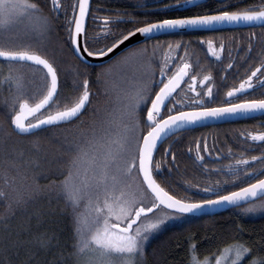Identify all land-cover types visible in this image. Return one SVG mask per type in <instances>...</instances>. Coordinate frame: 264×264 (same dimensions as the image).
Returning <instances> with one entry per match:
<instances>
[{"label": "snow or ice", "instance_id": "1", "mask_svg": "<svg viewBox=\"0 0 264 264\" xmlns=\"http://www.w3.org/2000/svg\"><path fill=\"white\" fill-rule=\"evenodd\" d=\"M189 3L192 0H175V4L182 7ZM163 7L170 8L172 5L164 4ZM234 8V4L222 2L215 9L144 22L139 27L121 30L118 35L108 27L113 17L105 16V24L100 32L90 37L85 23L90 11L89 0H73L67 6L63 0H50V5L42 3V0H0V70L7 66V72L0 75V88L6 85L9 90H14L10 102H4L10 122L6 127H0V134L4 138L32 136L36 131L62 125L72 126L76 130L71 138L65 136L61 141L67 153L66 167L59 171L63 179H52L46 185H40L34 172L13 164L15 174L9 176L8 170H5L0 183V203L5 206L8 215H14L17 208L45 191L62 196L71 209L72 251L67 258L63 254H54L50 264H147L146 247L150 235L170 219L199 213L213 206L239 205L242 202L248 204L246 212H264V199H258L264 197V130L241 132L240 135L250 141L246 143L247 149L259 147V154L245 156L241 153L243 159L231 160L227 166L234 174V180L240 179L242 174L245 179H254V182L235 191H225L221 181H214L203 189L210 194V198L181 197L166 190L157 180L162 161L154 156L158 144L169 135L201 121L255 113L264 115V58L239 81V87L232 86L226 92L227 97L238 98L234 94H255L258 90L260 98L241 99L237 103L228 100L218 106H207L205 97L209 100L213 97L214 85L210 74L199 80L205 89L197 93L199 98L184 103L183 97L188 93L181 83L188 77L194 85L198 74H190L192 64L183 40L169 42L163 59L157 61L160 80L155 78L153 48L146 59L147 66L152 69L148 83L140 82L124 96L114 97L111 110L99 119L97 114L100 110L93 107L92 100L96 94L90 88L88 58L106 57L137 33L147 41L154 33L178 29L213 30L216 25L256 22L264 27V3L230 10ZM25 20L39 22L25 33L29 37L27 43L21 42L20 34L13 31L14 26ZM53 27H63L67 31L69 46L84 66L83 71L77 69L74 72L70 85L61 78L55 59L49 58L43 51L42 41ZM33 35L35 40H32ZM255 35L253 32L250 37ZM101 39L107 42L100 44ZM198 42L206 44L208 50L218 58L228 48L227 55L231 57L230 47L222 38L217 41L199 37ZM94 44L100 46L93 47ZM181 47L185 49L183 56L179 55ZM252 48L250 38L245 49L248 55ZM173 49L177 50L175 58L169 55ZM148 53L147 44L138 43L130 46L120 59ZM117 62L101 61L98 65H91L99 67L95 82L107 84L105 77L111 72L113 63ZM172 64H175L174 68L170 67ZM26 65L42 71L41 84L25 82L22 68ZM232 67V63L226 66L227 69ZM205 81L208 83L205 84ZM29 83L33 84L32 88L28 87ZM66 88L70 90L66 92ZM190 91L196 92L197 89L190 86ZM105 92H109L108 87ZM178 96L181 99H177ZM85 115L90 117L87 128L81 127L86 123L83 119ZM32 143L38 145L39 139ZM202 149L208 155L212 154L206 139L196 141L195 159L208 169V164L204 163L205 156L201 154ZM166 151L175 161L171 148ZM228 152L232 154L231 147ZM20 155H23L22 151ZM216 155L220 156V153ZM241 165L243 169L239 167ZM34 166L39 167V162L36 161ZM258 175L262 178L255 179ZM44 178H48L47 174ZM193 187L199 189L200 184ZM30 245L46 253L63 247L55 232L37 234L30 241L20 240L19 234L5 235L0 239V247L5 252L11 251L17 257H24L19 264H41L35 252L29 255ZM197 251L198 246L193 239L189 246V264H211L209 257L200 260ZM254 251L256 255H253ZM226 253L231 264H244L248 257H251L248 264H264V254L239 240L226 245L215 258V264H222ZM9 264L12 262L9 261ZM43 264L49 262L45 260Z\"/></svg>", "mask_w": 264, "mask_h": 264}, {"label": "trees", "instance_id": "2", "mask_svg": "<svg viewBox=\"0 0 264 264\" xmlns=\"http://www.w3.org/2000/svg\"><path fill=\"white\" fill-rule=\"evenodd\" d=\"M72 2L73 0H63L65 6ZM222 2L234 4L235 8L230 10H235L236 8L243 9L250 4L264 3V0H192V3H189L183 10H174L172 13L157 15L155 20L196 14L197 12L202 13L205 10L217 8ZM42 3L50 5V0H42ZM196 5H203V7ZM45 11L47 12V8ZM63 22V20L60 21L61 24ZM38 23L35 20H25L22 24L14 26L13 31L20 34L21 42L27 43L29 37L25 33ZM88 29L87 26V32L90 36ZM188 33L162 35L159 42L161 60L168 43H174L177 40L190 41L188 38L190 34ZM174 37L176 38L175 41L173 40ZM240 37L243 38V35ZM35 39L36 37L33 35L32 40ZM229 40V38L225 40V44ZM105 42L107 41H100V44ZM100 44H94L93 47H99ZM42 45L46 55L55 59L61 78L66 79L70 85L74 72L77 69L83 71L84 66L80 64L69 46L67 31L63 27H53L42 41ZM188 47L192 48V51L199 49L200 42L196 39L191 40ZM180 49L182 52L184 51V47ZM122 55L124 54L119 55L113 61H117ZM148 55L151 54L133 55L131 64L123 65L126 68L113 63L111 72L105 77L107 84L95 82L99 67H89L90 88L96 94L92 97L93 107L100 110L97 119L101 118L106 111L111 110L114 97L117 95L124 96L140 82L148 83L149 73L152 71L146 64ZM196 55L202 56L203 54L198 52ZM199 63L200 66L197 63L192 66L200 67L199 70L203 71V65L207 63ZM154 70L155 78H157L155 67ZM22 71L25 74L26 83L29 81L34 82L35 85L42 83L43 73L39 68L26 65ZM6 72L7 66L5 65L0 70V75ZM28 87L32 88L33 84L29 83ZM106 87L109 88L107 93L105 92ZM69 90L65 89L66 92ZM12 95H14V90H9L6 85L0 88V127H6L10 122L4 102L5 100L10 102ZM83 119L86 123L81 127H89L87 122L90 117L85 115ZM226 126L221 124L199 127V129L188 131L187 136L185 134L179 135L177 138H173L171 142L168 139L161 144L154 155L156 160L162 161L160 172L157 175L158 182L172 194L188 198H208L206 194L209 193L204 192L203 189L217 180L224 185L225 191H235L250 183L247 181L244 184V178H241L239 184H235V186L231 183V174L227 167L230 161L228 152L230 144ZM75 132L76 130L72 126L62 125L59 128L49 127L37 131L32 136L17 137L13 135L10 138H4L0 134V183H2L5 170H8L9 176L15 174L13 164L20 165L22 168L27 167L30 173L34 172L40 185H46L52 179H63L59 171L66 167L67 153L64 152L61 141L65 136L71 138ZM37 138L39 144L35 145L32 141L37 140ZM203 139L207 140L209 151L212 153L208 155V152L203 151V149L201 151V154L205 156L204 163L208 164V169H205L203 164L195 159L196 141ZM235 143L240 144L238 140H235ZM169 148H171V152L175 153V161H172L171 154L166 151ZM21 151L23 152L22 156L20 155ZM217 152L220 153V156L216 155ZM36 161L39 162V167L34 166ZM45 174H47V179L44 178ZM258 178L262 177L258 175ZM195 184H200V188L193 187ZM220 194L224 193L221 192ZM260 199H264V197ZM247 207L248 204L225 210V212L214 214V216H183L177 222L161 226L159 230L150 235L147 242V264H189V246L193 239L198 246L197 255L200 260L205 257L215 258L216 254L221 253L226 245L235 240L244 242L254 250H259L261 254H264V212H246ZM0 217H4L0 219V239L5 235L15 236L19 234L20 240L30 241L40 233L55 232L58 234L61 245H63L62 248L52 249L46 253L35 245L28 246L31 249L29 255L35 252L36 259L41 264L45 260L50 264L54 254H63L67 258V254L72 251L71 209L62 196L57 197L55 193L41 192L29 199L26 205L17 208L14 215H8L5 206L0 203ZM256 254L254 251L253 255ZM22 259H24L23 256L17 257L11 251L5 252L0 247V261H3V264H9V261L12 264H19ZM250 259L251 257H248V260ZM248 260L244 264H248Z\"/></svg>", "mask_w": 264, "mask_h": 264}, {"label": "flooded vegetation", "instance_id": "3", "mask_svg": "<svg viewBox=\"0 0 264 264\" xmlns=\"http://www.w3.org/2000/svg\"><path fill=\"white\" fill-rule=\"evenodd\" d=\"M164 4L172 5V7L164 8L163 7ZM183 8L185 7L176 5L175 0H93V1L91 0L90 11L86 22V28L87 26L89 27L88 30L90 31L91 34L90 37L95 33H99L101 27H103L105 24L103 17L109 16V17H113V19L108 24V27H110L112 31L118 35L121 32V30H127L130 28L139 27L144 22H153L156 19L157 15L172 13L174 10L181 11L183 10ZM135 21H139V23H136ZM261 30H264V27L250 28L244 30L239 29V30L206 32V33L197 32V31L189 32L188 34L190 35L188 36V38L190 39V41L195 39L198 40L199 37H205V38H214L217 41H219L222 38L225 42V40H228L229 38L230 40L229 42L226 43V45H229L230 47L231 57L227 55V52L229 50L228 48H226L225 52L222 53L221 56L218 58L208 50L206 44H201V43L199 49L196 50L193 49L192 51V48L188 47V45H190V41H187L186 45L189 53L190 63L192 65L197 63L198 66H200L199 62H204L207 64L203 65L204 67L203 71L199 70L200 67L192 66V70L190 74L191 75L198 74L197 81L195 82L194 85L191 84L188 77H185V81L181 83V87L184 89L185 92L188 93L186 97H183L184 103L188 104L191 100L199 98L197 96V93L203 92L205 90L204 86L199 84V80L202 79L203 76L206 74L211 75L212 82L214 85L213 97L210 100L207 97H205V99L208 100L207 106H218L221 103L226 102L228 100H231V102L233 103H237L241 99L260 98L258 90L255 94L253 93L234 94V96L238 98H229L226 96V92L232 86L239 87V81L242 78H244L247 74H250L251 69L257 66L261 62V59L264 58V36L255 35V37H250L251 33L260 32ZM240 35H243V38H241ZM161 37L153 38L150 41L140 43V44H144V43L147 44V47L149 49L148 54H151L153 48H155V52L157 54V56L155 57L156 59L154 61V66L157 71L156 80L162 79L159 76V64L157 63L158 60H161L159 43H158L161 41L160 40ZM250 38L253 44V48L251 54L248 55L245 49ZM110 39L111 37H109V40ZM173 40L175 41L176 38L174 37ZM101 41H103V39H101ZM127 51L123 52L122 54H125ZM165 51H167V49L164 50V52ZM198 52H201L203 55L202 56L196 55V53ZM184 54H185V49L183 52L181 49H179V55L183 56ZM169 55L175 58L177 56V50L173 49V51H171ZM229 63L233 64V67L231 69L226 68V66ZM170 67L174 68L175 64H172ZM207 83L208 81H205V84ZM190 86H194L197 89V91L196 92L190 91ZM156 90H158V88ZM177 99H181V97L178 96ZM178 110H186V109H178ZM225 125H227L226 127L228 129L227 133L229 137V144L232 149V154H229L230 161L236 159H243L244 157L241 156V153H244L245 156L259 154L260 151L259 147H257L255 150L247 149L246 143L250 141L247 140V137H242L240 133L244 131L264 130V115H256L251 118H244L243 120L232 121V123H226ZM188 131L179 132L176 135L169 137L168 139L171 142L173 138H177V136L179 135L182 136L183 134H185V136H187ZM168 139H166V141ZM235 140H238L240 144L235 143ZM252 166H256V165L252 164ZM239 167L241 169L244 168L243 165ZM228 171L231 174L230 176L231 183L234 186L235 184H239L241 178H244V176L240 174V179L234 180L233 179L234 174L230 171L229 168ZM255 179H259L258 176H256ZM253 180L254 179L244 178L243 181L244 184H246L247 181L253 183L254 182ZM209 195L210 194H206L208 198L210 197Z\"/></svg>", "mask_w": 264, "mask_h": 264}, {"label": "water", "instance_id": "4", "mask_svg": "<svg viewBox=\"0 0 264 264\" xmlns=\"http://www.w3.org/2000/svg\"><path fill=\"white\" fill-rule=\"evenodd\" d=\"M90 2H91V0H89V4H90ZM87 17H86L85 23L87 22ZM261 27L262 26L260 25V23L256 22V23H252V24L241 23V24H232V25H216V26H214L213 30H193V29L180 30V29H178V30H175V31H170V32H165V33H154V34L151 35L150 39H147V41H150L153 38L161 37L162 35H170V34H173V33L195 32V31H197V32H206V31L207 32H217V31L239 30V29H243L244 30V29L261 28ZM143 42H146L144 36L139 34V33H137L133 37H130L129 40L124 41L121 45H119L117 47V49L113 50L112 53H108V55L106 57H103V58L89 57L88 58V64L90 66L91 65H98L101 61H103L104 63H109L114 58L118 57V55H120L123 52L129 50L130 46L137 45L138 43L140 44V43H143ZM77 59H78V57H77ZM256 115H261V114L255 113V114H252L251 116H231V117H225V118H222V119L216 120V121H208V120L201 121L199 124L193 125V126L187 128L186 130H183V131H188V130H191V129H199V127H209L210 125H215L216 126V125H221V124H226V123H232V121H239V120H243L244 118L254 117ZM183 131H180V132H183ZM176 134L177 133H175L173 135H169L166 139H168L169 137L174 136ZM166 139H164L160 144H158V148H159V146L161 144H163L166 141ZM155 153H154V155H155ZM260 198H262V197H258V199H260ZM245 205H247V204L242 202L239 205L224 204V205H219V206H213L211 208L203 209L199 213L189 214V215H185V216H191V217L192 216H197V217L198 216H200V217H203V216H214V214L225 212V210L234 209L236 207H241V206H245Z\"/></svg>", "mask_w": 264, "mask_h": 264}, {"label": "rangeland", "instance_id": "5", "mask_svg": "<svg viewBox=\"0 0 264 264\" xmlns=\"http://www.w3.org/2000/svg\"><path fill=\"white\" fill-rule=\"evenodd\" d=\"M262 31H263V33H262ZM258 33H260V35H262V36H264V30H261L260 32H256L255 34H256V36H258ZM133 55H131V56H128L126 59H123V60H121L120 58L117 60L118 62L117 63H115L114 65H116V64H119L120 66H122V67H124V68H126L125 66H123V65H129V64H131V61L133 60V57H132ZM121 61V62H120ZM113 65V66H114ZM142 66L144 67V64H142ZM181 219V217L180 218H176V219H170V220H168L164 225H162V226H165V225H170V223H174V222H177V221H179ZM220 255V253L219 254H216V257L217 256H219ZM215 257V258H216ZM215 258H209L210 260H211V264H215ZM222 264H231V260H230V258H229V254H225V256L223 257V259H222Z\"/></svg>", "mask_w": 264, "mask_h": 264}]
</instances>
